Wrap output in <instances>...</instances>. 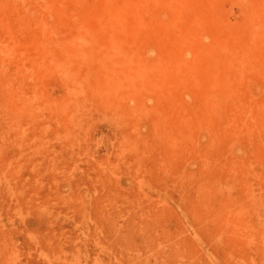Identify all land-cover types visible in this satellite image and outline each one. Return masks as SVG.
Listing matches in <instances>:
<instances>
[{"label": "rangeland", "instance_id": "obj_1", "mask_svg": "<svg viewBox=\"0 0 264 264\" xmlns=\"http://www.w3.org/2000/svg\"><path fill=\"white\" fill-rule=\"evenodd\" d=\"M261 20L264 0H0V264H264ZM224 172L227 226L189 208Z\"/></svg>", "mask_w": 264, "mask_h": 264}, {"label": "bare ground", "instance_id": "obj_2", "mask_svg": "<svg viewBox=\"0 0 264 264\" xmlns=\"http://www.w3.org/2000/svg\"><path fill=\"white\" fill-rule=\"evenodd\" d=\"M260 16H257L256 19L253 20L250 23L249 29H256L257 26H259V19ZM114 20H109L108 18L103 22V25L99 27V31H103V29L108 28L110 23ZM117 23V22H116ZM261 23L264 24V20H261ZM46 29V30H45ZM54 27H48L44 26L41 30L40 36L36 39V42L40 45L43 43H46L49 38V33H52L54 31ZM45 30V31H44ZM48 30V31H47ZM51 30V31H49ZM111 37H103L102 41H108L112 42ZM50 43V42H48ZM94 43L92 41V38L90 36L89 30L86 29H79L77 32L70 37L69 40L62 39L60 41H53V45H85V44ZM193 92V91H192ZM195 94L198 96V100L195 102L199 108V105H203L205 112L209 114H213L221 118V115L223 116V109L220 106H217L215 103L222 101H215L210 96L204 97L205 94H200L199 92H195ZM202 101V103H201ZM178 102V101H177ZM186 104V103H185ZM258 106L254 108L255 112H264V98H261L258 103ZM176 107L178 111L181 109L179 107V103H176ZM189 107V106H188ZM234 114H241V113H247L249 112V109L247 107L242 106L240 110H231ZM197 127L202 126V123H196ZM205 127H210L206 131H202L199 134H196L194 137V142L190 144V147H198L200 151L203 153L204 162L203 167L206 168L208 166V161L210 160L208 158L209 154L212 151L213 144L217 141H221L223 144V147L225 148V140H224V124H219L218 126H211V125H203ZM220 135V137H219ZM206 136L208 143L203 144L202 138ZM181 138V136H179ZM218 138L217 140H215ZM1 135H0V146H1ZM193 150V148H191ZM190 149V150H191ZM223 156L225 157V151L223 152ZM188 165L192 166L195 163L196 157L192 153L190 154V157H188ZM183 182V179L181 178V184ZM194 194L193 199L191 201L193 207H189L190 211L192 213H202L203 217L208 215L210 212H215L217 208H223L224 210V218H223V224L225 226L230 225L229 224V207H228V191H227V174L224 172L221 177L217 179L209 178V180H195L194 183ZM190 198L188 197V201ZM217 206V208H216Z\"/></svg>", "mask_w": 264, "mask_h": 264}]
</instances>
